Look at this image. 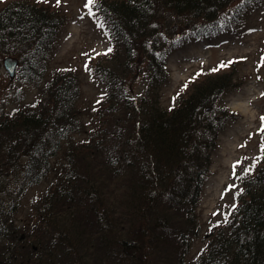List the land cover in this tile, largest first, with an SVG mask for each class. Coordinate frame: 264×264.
Masks as SVG:
<instances>
[{
    "label": "trees",
    "instance_id": "16d2710c",
    "mask_svg": "<svg viewBox=\"0 0 264 264\" xmlns=\"http://www.w3.org/2000/svg\"><path fill=\"white\" fill-rule=\"evenodd\" d=\"M235 1L100 0L112 38L96 64L108 105L93 120L104 129L81 118L70 72L48 80L44 102L0 110V264H264V157L241 179L230 218L187 259L222 128L211 106L230 88L225 75L195 85L169 110L159 103L166 59L183 31L210 34ZM60 24L42 7L8 3L0 9V56L20 57L27 80H36ZM49 174L34 218L18 222L27 189Z\"/></svg>",
    "mask_w": 264,
    "mask_h": 264
},
{
    "label": "rangeland",
    "instance_id": "374dc122",
    "mask_svg": "<svg viewBox=\"0 0 264 264\" xmlns=\"http://www.w3.org/2000/svg\"><path fill=\"white\" fill-rule=\"evenodd\" d=\"M12 1L16 0H3L0 9ZM18 1L46 9L60 17L61 24L47 59L41 62L43 75L36 80H27L29 66L20 57L0 56V110L11 114L17 108L44 102L41 91L48 80L57 72H70L80 87L77 109L81 118L86 121L88 117L93 122L97 114L96 120L99 119L106 112L108 99L96 64L105 61L112 46L110 26L97 8L100 0L93 7L95 16L88 15L86 0H60L59 6L57 0ZM209 30L208 35L195 34L190 29L182 32L167 56L166 80L159 90L160 106L169 110L197 84L225 75L224 84L228 81L230 85L211 106L212 114L221 119L222 128L209 154L207 176L196 208L200 232L191 244L188 260L204 251L210 231L230 218L242 190L241 179L252 175L264 157V132L260 131V117L264 116V0H236L220 13ZM5 58L17 60L14 77H9L4 69ZM222 63L227 67L213 71ZM233 105L244 106L250 115L245 116ZM91 126L104 129L99 121ZM61 155H57L56 163ZM256 157L261 159L256 161ZM233 165H237L235 169ZM51 179L49 174L48 181L27 189L16 213L18 222L34 218L35 207Z\"/></svg>",
    "mask_w": 264,
    "mask_h": 264
},
{
    "label": "snow or ice",
    "instance_id": "6c2138e0",
    "mask_svg": "<svg viewBox=\"0 0 264 264\" xmlns=\"http://www.w3.org/2000/svg\"><path fill=\"white\" fill-rule=\"evenodd\" d=\"M0 2H3V0H0ZM38 3H46L47 0H37ZM60 4V0H57V6H59ZM96 6V0H86V4H85V8L88 9V15L89 16H95V12L93 11V7ZM108 51H111V48L108 49ZM262 60H264V58H262ZM229 64L234 63V61H229ZM227 67V64L222 63L221 65H219L216 69H213V71H219L221 68ZM86 70H88L87 65H85ZM199 75V74H198ZM259 79V77H257ZM185 87H187V85H185ZM262 96H264V93H261ZM260 121H261V127H260V131L264 132V116L260 117ZM261 151L264 152V145H262L261 147ZM256 161H259L261 159V157H256L255 158ZM237 165H233V168L235 169ZM252 167H255V164L252 165ZM249 170L246 169L245 170V174H247Z\"/></svg>",
    "mask_w": 264,
    "mask_h": 264
},
{
    "label": "water",
    "instance_id": "95a60500",
    "mask_svg": "<svg viewBox=\"0 0 264 264\" xmlns=\"http://www.w3.org/2000/svg\"><path fill=\"white\" fill-rule=\"evenodd\" d=\"M3 66L9 77H14L17 60L13 58H5L3 61Z\"/></svg>",
    "mask_w": 264,
    "mask_h": 264
},
{
    "label": "bare ground",
    "instance_id": "6f19581e",
    "mask_svg": "<svg viewBox=\"0 0 264 264\" xmlns=\"http://www.w3.org/2000/svg\"><path fill=\"white\" fill-rule=\"evenodd\" d=\"M234 108H238L245 116H249L248 115V111L244 106H238V105H233Z\"/></svg>",
    "mask_w": 264,
    "mask_h": 264
}]
</instances>
